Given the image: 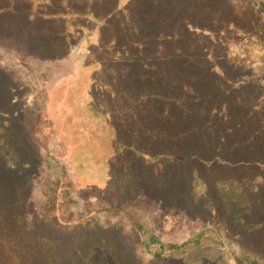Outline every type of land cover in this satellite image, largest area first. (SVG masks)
Segmentation results:
<instances>
[{
  "label": "trees",
  "instance_id": "obj_1",
  "mask_svg": "<svg viewBox=\"0 0 264 264\" xmlns=\"http://www.w3.org/2000/svg\"><path fill=\"white\" fill-rule=\"evenodd\" d=\"M1 30L78 62L57 87L75 141L53 157L64 178L199 225L173 242L109 207L131 224L142 264H264V0H0ZM17 85L0 69V264H140L111 222L82 214L62 242L28 221L21 195L39 154L12 112Z\"/></svg>",
  "mask_w": 264,
  "mask_h": 264
},
{
  "label": "rangeland",
  "instance_id": "obj_2",
  "mask_svg": "<svg viewBox=\"0 0 264 264\" xmlns=\"http://www.w3.org/2000/svg\"><path fill=\"white\" fill-rule=\"evenodd\" d=\"M75 66H64L52 61L51 58L33 54L29 40L26 36L20 35L19 31H0V69L5 70L9 78L18 82L16 95L19 98L15 106L13 105L12 112L18 113L19 127L25 129L27 138L34 144L36 153L39 154L35 160V169L29 177L31 179L29 186L21 195L23 201L29 198L28 221L36 217L42 224L39 229L53 233L54 237L62 242L76 237L73 231H78L77 226L81 223L79 217L82 214L91 215V219L102 225L111 222L118 227L115 234L123 243L121 253L126 259L130 256L131 263L137 259L142 264V261L149 260V256L138 244L140 241L137 236L130 231L131 224H125L123 215L111 212L109 207L119 206L126 212H132L151 231L168 241L181 242L187 239L198 230L199 225L182 219V216L176 221L170 218V221L166 222L165 215L168 213L161 214L157 210V205L146 196L134 201L119 200L115 197L99 198L91 191L79 188L70 170L68 173L71 176L68 174L69 176L64 178L62 167L53 160V157L63 158L67 147L75 141L64 132L65 109L62 105L65 106L63 99L65 96L57 87L60 79L76 77V72L79 71L78 62ZM22 87L29 91H21ZM10 119L14 120L12 117ZM64 225L70 226V229ZM81 230L86 234L90 232ZM211 238L218 241L215 236ZM110 243L114 242L111 240ZM104 246L108 249L111 247L105 243L102 249ZM109 250L103 251L101 256L104 258L112 256L113 251ZM86 251L80 255L82 258ZM150 251H159V247L153 244Z\"/></svg>",
  "mask_w": 264,
  "mask_h": 264
}]
</instances>
